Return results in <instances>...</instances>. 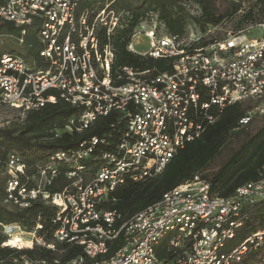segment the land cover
Returning a JSON list of instances; mask_svg holds the SVG:
<instances>
[{
  "label": "built area",
  "instance_id": "obj_1",
  "mask_svg": "<svg viewBox=\"0 0 264 264\" xmlns=\"http://www.w3.org/2000/svg\"><path fill=\"white\" fill-rule=\"evenodd\" d=\"M80 2L5 0L0 6L1 20L23 27L22 41L27 26L43 20L39 56L46 62L38 66L21 54H3L0 105L20 110L25 116L64 99L81 109L66 125L71 132L89 128L98 117L112 111L123 114L127 122L116 149L103 153L93 180L86 183L80 178L59 192L51 193L47 186L57 174L56 161L66 157L65 152L57 153L40 168L32 186L21 181L27 170L21 156L9 155L5 202L21 209L40 199L55 205V240L84 249L83 255L68 261L25 258L24 264H232L235 254L244 253L247 245L231 251L227 244L242 226V219H238L241 210L264 201V176L223 196L211 192L209 181L196 174L118 229L114 223L120 215L101 209L100 204L127 181L160 174L174 155L215 121L216 111L254 98L257 105L246 112L240 124H248L256 112L264 115V16L228 31L224 38H213L210 29L190 36L156 33L155 26L147 29L142 23L138 35L144 33L149 38V49L142 55L171 59L173 70L152 74L126 66L113 75L115 52L110 44L100 45L97 27H105L110 34L119 23L118 15L108 9L109 3L80 11ZM256 28L263 34L249 37ZM131 44L129 49L136 52ZM100 142L104 140L94 137L87 149L75 151L76 157L88 156ZM68 175L73 177L76 172ZM14 225L0 224V229ZM41 227L38 224L29 231L31 247L36 240L55 249L53 242L36 236ZM120 233L123 246L107 255L109 242ZM262 234H252L246 243H254ZM169 235V247L178 249V254L174 260L161 261L157 246Z\"/></svg>",
  "mask_w": 264,
  "mask_h": 264
},
{
  "label": "trees",
  "instance_id": "obj_2",
  "mask_svg": "<svg viewBox=\"0 0 264 264\" xmlns=\"http://www.w3.org/2000/svg\"><path fill=\"white\" fill-rule=\"evenodd\" d=\"M247 0H81L80 11L104 7L116 12L118 25L110 34L102 26L97 27L100 45L110 44L115 52L113 75L121 68L129 66L139 71L149 70L152 74L162 71H172L173 61L165 58L144 56L129 49L140 26L145 21L156 18V33L165 32L171 35L185 36L190 26L200 32H207L232 19L246 7ZM5 0H0V6ZM264 16L262 0L249 1V7L241 15L240 26L249 21H259ZM43 20H35L27 26L26 35L21 40L22 26L11 21L0 19V37H17L25 46L23 52L0 47V57L6 53H17L34 60L38 66L46 62L40 58L43 48L39 39V29ZM252 105L242 102L226 106L222 111L215 112V121L208 123L202 135L188 143L172 157L166 168L157 176L139 181H127L115 188L100 204L104 210L116 211L114 223L116 229L137 212L160 201L164 194L179 184L199 174L209 181L211 192L230 196L244 184L264 176V121L249 132L220 164V158L231 142L242 132L249 129L253 118L246 125L240 120ZM81 109L64 99L58 98L54 103H48L39 110L28 112L24 118L12 126L0 128V224H19L32 231L37 230L47 243L53 242L55 249L36 244L31 248H14L2 246L7 240L0 233V264H24L25 258L68 261L84 254V249L76 243L58 242L54 232L58 224L53 222L58 212L55 205L43 200H35L24 209L17 208L5 202L6 186L9 179L7 173L8 157L11 153L18 154L26 163V175L21 177L22 183L35 184L41 167L46 165L51 157L65 152L66 157L55 163L57 174L52 183L47 186L51 193L70 187L74 181L82 179L91 182L103 162V153L116 149L122 133L127 128L126 117L116 111L107 116L98 117L89 128L81 131H69L66 127L71 118L80 115ZM94 137L103 139L88 156L77 158L75 151L91 146ZM74 171L76 175L69 177ZM242 226L236 229L234 238L227 244V250L235 251L243 244L247 245L244 253L237 252L232 264H264V201L244 207L238 215ZM263 232L261 238L254 243L246 240L254 233ZM124 244L123 233L109 242L107 255L115 253ZM178 249L170 248L161 242L157 246V256L161 261H171L177 257Z\"/></svg>",
  "mask_w": 264,
  "mask_h": 264
},
{
  "label": "rangeland",
  "instance_id": "obj_3",
  "mask_svg": "<svg viewBox=\"0 0 264 264\" xmlns=\"http://www.w3.org/2000/svg\"><path fill=\"white\" fill-rule=\"evenodd\" d=\"M249 1L251 0H247L246 2V7H249ZM245 8L243 10V12H241L240 14H238L237 16H235L232 19H227L226 21H224L223 23H221L220 25L216 26V27H211L210 28V33H212L213 38H224L227 35L228 31H236L238 29H241L242 27L248 26L249 23H244V25L241 27L240 25V19H241V15L244 13V11L247 9ZM156 18L152 17L151 20L145 21L143 24H145V28H150L152 27V25H154L156 23ZM249 22H256V21H249ZM157 24V23H156ZM200 31H197L193 25L190 26V29L188 30V36H190L191 34H195L197 35ZM263 34L262 30L256 28L254 29L252 32L248 33L249 37H260ZM134 42V49L136 51V53L139 54H143V52L145 50L149 49V38H147L145 36L144 33H141L135 40H133ZM5 43V47L4 44ZM0 47H4V49L6 48H11V49H15L17 52H23L25 49V46L23 44H20L19 41L17 40V37H0ZM246 104H250L252 105V107H255L257 105V101L254 98L248 99L243 101ZM25 116L22 114V112L20 110H16L7 106H2L0 105V128L2 127H7V126H12L13 124L18 123L19 121H21L22 118H24ZM264 121V115H261L259 113H254L253 114V121L251 126L249 127L248 130H246L245 132H242L239 137L237 136L230 144V146L228 148H226L224 150V152L222 153V155L220 156V158L216 161V164H220L221 162H223L227 156L229 155V153L235 148L237 147V145L244 139L245 136H247V134L249 132H252L253 130H255L256 127L260 126L262 124V122ZM243 138V139H242ZM0 233L3 234L4 236H6V241L2 244V246H9V247H14V248H30L32 243H31V238H33L32 235H29V231L25 228H23L22 226H20L19 224H16V226H11L6 228V230H4L3 228L0 229ZM175 234V233H173ZM13 236H20L22 239L18 240L15 239ZM36 236H38V233H36ZM171 238V235H169L168 237H166L162 242L166 243L167 246H169V240ZM36 244H40L43 245V243H38L36 240L34 241V245ZM30 245V246H29Z\"/></svg>",
  "mask_w": 264,
  "mask_h": 264
},
{
  "label": "bare ground",
  "instance_id": "obj_4",
  "mask_svg": "<svg viewBox=\"0 0 264 264\" xmlns=\"http://www.w3.org/2000/svg\"><path fill=\"white\" fill-rule=\"evenodd\" d=\"M139 35H137L135 38H134V40L138 37ZM131 47H132V49H134V42H132V44H131ZM15 239H18V240H21L22 238L20 237V236H13Z\"/></svg>",
  "mask_w": 264,
  "mask_h": 264
}]
</instances>
